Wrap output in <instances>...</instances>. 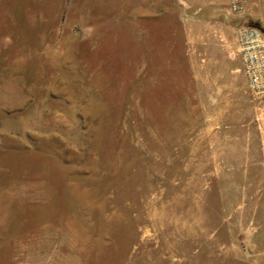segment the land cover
I'll return each mask as SVG.
<instances>
[{
    "label": "rangeland",
    "instance_id": "obj_1",
    "mask_svg": "<svg viewBox=\"0 0 264 264\" xmlns=\"http://www.w3.org/2000/svg\"><path fill=\"white\" fill-rule=\"evenodd\" d=\"M94 6L119 8L0 0V264H264V157L231 55L264 3L226 12L238 111L191 77L172 0L142 39L130 23L90 41Z\"/></svg>",
    "mask_w": 264,
    "mask_h": 264
},
{
    "label": "crops",
    "instance_id": "obj_2",
    "mask_svg": "<svg viewBox=\"0 0 264 264\" xmlns=\"http://www.w3.org/2000/svg\"><path fill=\"white\" fill-rule=\"evenodd\" d=\"M136 1L134 9L129 11L130 0H110L111 4L115 3L119 8L115 10L112 7V17L109 19L104 15L106 10L101 11L94 6L93 10H90L93 21L91 20L87 27L89 40L95 38L96 31L102 26L105 31L109 29L117 34L122 31L126 33L130 23L134 25L135 32L139 33L138 38H153V30L159 28L161 23V12L154 9L159 0ZM172 1L177 6L176 16L183 39V53L187 56V69L191 77H195L199 88L205 89L206 101L223 104L226 110H229V106H232V109L235 106L238 111L240 87L235 74L237 69H234L230 62L231 55L224 35L231 25L228 23L227 0ZM163 12L174 15L175 9ZM128 14H135L137 17L131 19ZM101 15L105 16L104 20L99 19ZM167 23L170 24V20ZM175 24V20H172V33L167 30L162 36L169 49L175 46ZM231 116L235 117L233 114ZM231 116H225V119H230Z\"/></svg>",
    "mask_w": 264,
    "mask_h": 264
},
{
    "label": "built area",
    "instance_id": "obj_3",
    "mask_svg": "<svg viewBox=\"0 0 264 264\" xmlns=\"http://www.w3.org/2000/svg\"><path fill=\"white\" fill-rule=\"evenodd\" d=\"M258 3H264V0H227V10L229 14L242 18L248 16L252 6ZM231 55L239 60V71L253 102L252 119L264 157V28L249 21L240 22L235 29Z\"/></svg>",
    "mask_w": 264,
    "mask_h": 264
},
{
    "label": "trees",
    "instance_id": "obj_4",
    "mask_svg": "<svg viewBox=\"0 0 264 264\" xmlns=\"http://www.w3.org/2000/svg\"><path fill=\"white\" fill-rule=\"evenodd\" d=\"M241 22V21H240Z\"/></svg>",
    "mask_w": 264,
    "mask_h": 264
}]
</instances>
